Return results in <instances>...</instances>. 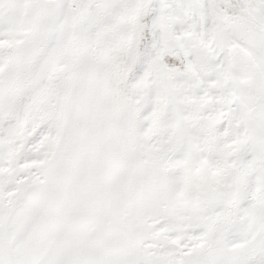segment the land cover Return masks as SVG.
<instances>
[{
  "label": "snow or ice",
  "instance_id": "6c2138e0",
  "mask_svg": "<svg viewBox=\"0 0 264 264\" xmlns=\"http://www.w3.org/2000/svg\"><path fill=\"white\" fill-rule=\"evenodd\" d=\"M0 264H264V0H0Z\"/></svg>",
  "mask_w": 264,
  "mask_h": 264
}]
</instances>
